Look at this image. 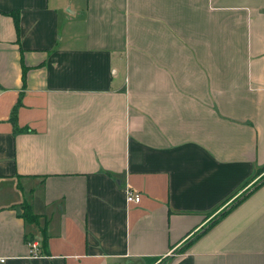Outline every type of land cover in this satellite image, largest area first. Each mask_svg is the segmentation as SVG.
<instances>
[{"label": "crops", "instance_id": "obj_1", "mask_svg": "<svg viewBox=\"0 0 264 264\" xmlns=\"http://www.w3.org/2000/svg\"><path fill=\"white\" fill-rule=\"evenodd\" d=\"M263 165L264 0H0V264H264Z\"/></svg>", "mask_w": 264, "mask_h": 264}, {"label": "trees", "instance_id": "obj_2", "mask_svg": "<svg viewBox=\"0 0 264 264\" xmlns=\"http://www.w3.org/2000/svg\"><path fill=\"white\" fill-rule=\"evenodd\" d=\"M13 22H14V25L15 27H17V24H18V17L16 14H13ZM14 118V108L12 109L11 111V116L9 119L13 120ZM264 169V165L257 168L256 169V173L257 171L259 170H263ZM264 182V173L259 177V179H257L254 183H252L249 188L242 192L238 197H236L229 205V207H227L226 209H222L221 211H219L215 217H213L212 219H210L208 221V223L206 224V226L202 227V230L196 234H193V240L194 238L198 237L199 235H201L202 233H204L206 230H208L209 228H211L220 218H222L224 215H226L234 206H236L238 203H240L243 199H245L254 189H256L259 185H261L262 183ZM22 212H21V217L25 220V221H33L34 220V215H32L26 206H22ZM192 240L189 241V243L191 242ZM188 244V243H187ZM185 244L183 247L177 249V253L179 252H182L186 245Z\"/></svg>", "mask_w": 264, "mask_h": 264}, {"label": "built area", "instance_id": "obj_3", "mask_svg": "<svg viewBox=\"0 0 264 264\" xmlns=\"http://www.w3.org/2000/svg\"><path fill=\"white\" fill-rule=\"evenodd\" d=\"M124 200L126 203H137L139 201V194L126 190ZM28 252L30 256H35L38 254V245L35 242H27ZM3 258H0V262Z\"/></svg>", "mask_w": 264, "mask_h": 264}, {"label": "rangeland", "instance_id": "obj_4", "mask_svg": "<svg viewBox=\"0 0 264 264\" xmlns=\"http://www.w3.org/2000/svg\"><path fill=\"white\" fill-rule=\"evenodd\" d=\"M264 173V169L263 170H259V171H257V173H256V176H258V178L257 179H259V177L262 175ZM256 179V180H257ZM251 181V180H250ZM248 182L247 184H245L244 186H243V190H241V192L240 193H242V192H244V190L246 191L247 189H248V187L252 184V183H254L255 181H253V182ZM242 189V188H241ZM218 213V212H217ZM216 213V214H217ZM216 214H214V213H207V214H205V225L208 223V221L210 220V219H212L213 217H215V215ZM154 262V264H159L160 263V261L158 262H155V260H149V262L147 263V264H152Z\"/></svg>", "mask_w": 264, "mask_h": 264}]
</instances>
